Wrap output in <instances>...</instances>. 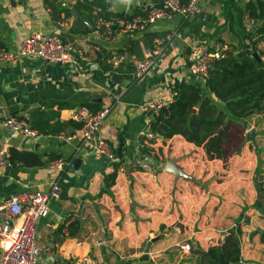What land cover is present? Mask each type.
Returning <instances> with one entry per match:
<instances>
[{
  "label": "crops",
  "instance_id": "0c3cea01",
  "mask_svg": "<svg viewBox=\"0 0 264 264\" xmlns=\"http://www.w3.org/2000/svg\"><path fill=\"white\" fill-rule=\"evenodd\" d=\"M247 1L199 0L189 17L176 13L143 31L117 32L114 39L103 40L92 29L100 12L141 14L156 0H0V48H13L37 30L61 31L66 40H83L84 58L74 51L71 60L62 63L20 57L0 64V118L3 114L23 116L35 128L48 119L56 130L23 136L9 134L0 126V143L34 151L42 159L32 166L0 165V202L11 194L48 192L53 181L61 187L60 196L49 199L45 214L36 222V245L41 248L37 264H200L201 254L195 247L180 258L185 251L180 244L190 241L207 250L220 244L234 223L241 229L240 258L264 264V211L253 205L257 193L253 181L258 180L254 176L264 174V113H253L244 120L228 116L233 123L226 167L222 159H207L202 146L180 134L156 141L161 161L143 152L137 137L151 118L141 109L143 101L159 97L168 103L174 96L173 86L182 80L202 83L188 67L198 45L210 47L218 42L234 50L245 45L252 29L247 28ZM77 2L91 9L78 11ZM54 4L70 13L54 11ZM147 31L157 33L154 38L170 37L141 77L136 78L128 65L113 67L105 61L130 38H141ZM140 46L144 47L142 41ZM258 47L264 50V40ZM87 100L109 106L100 132L115 150L123 141L110 187L112 196L97 195L114 171L112 164L93 154L72 119V110ZM250 128L256 131L255 150L246 138ZM59 132L75 135L57 138ZM57 156L68 164L51 171L48 163ZM74 158L78 159L72 164ZM139 160L152 162L157 173L139 169ZM169 161L182 174L169 168ZM74 218L81 224L77 234L71 235L66 225Z\"/></svg>",
  "mask_w": 264,
  "mask_h": 264
},
{
  "label": "built area",
  "instance_id": "2783aa9c",
  "mask_svg": "<svg viewBox=\"0 0 264 264\" xmlns=\"http://www.w3.org/2000/svg\"><path fill=\"white\" fill-rule=\"evenodd\" d=\"M198 2L199 0H188L185 3L180 2V0H156L144 13L135 14L130 18L98 16L94 23V32L98 38L103 40L114 39L117 32L134 34L143 31L156 20L170 18L176 13L189 17L196 12ZM246 19L248 29L256 25V19L247 14ZM58 23L63 24L62 21ZM169 37V34H165L154 38L151 46L142 48L141 57H137L136 54L127 50H114L105 57V61L113 67L121 63L132 62L133 74L139 78L156 62L164 49L165 41ZM244 42L249 45L250 38L246 36ZM81 44H83V40L80 39H63L61 31L44 33L37 30L23 36L13 48H0V64L13 62L20 57L37 58L50 63H62L70 61L74 51L84 58V50ZM223 49V46L218 42L210 47L198 45L195 55L188 65L191 73L203 79L208 73L210 63L221 54ZM258 50H255L256 54H258ZM259 56L264 59V54L259 53ZM165 104V101L159 97H150L143 101L140 106L146 115L152 118ZM108 111V105H102L97 110H91L86 105H79L72 110V119L78 122L77 133L83 141L91 144L93 154L98 157H105L112 164L113 170H117L114 163L120 162V157L115 148L100 132L102 122ZM0 126L9 134H22L23 136L41 134L27 118L17 115L3 114L0 118ZM74 135L73 133L65 135L61 132L55 134L57 138L63 139H70ZM154 136L155 132L150 129L149 124L142 127L137 134L139 140L153 139ZM138 163L142 170L149 171L154 175L158 171V168L150 161L139 160ZM11 164L9 147L5 143H0V165ZM66 164H68L67 160L57 156L49 161L48 167L51 171L62 170ZM60 193V185L53 181L48 192L37 189L23 196L11 194L0 202V264H37L41 248L36 245V222L39 216L45 214L49 199L58 198ZM242 220L243 217L240 218L239 222ZM236 226L238 223L233 224V228ZM99 242L104 243V240ZM180 248L189 251L192 249V245L185 241L180 244ZM239 263L250 264L241 258ZM90 264L99 263L90 261Z\"/></svg>",
  "mask_w": 264,
  "mask_h": 264
},
{
  "label": "trees",
  "instance_id": "16d2710c",
  "mask_svg": "<svg viewBox=\"0 0 264 264\" xmlns=\"http://www.w3.org/2000/svg\"><path fill=\"white\" fill-rule=\"evenodd\" d=\"M187 1L180 0L182 3ZM81 7L91 9L89 5L81 2L75 4L78 11L82 10ZM52 8L54 11L58 9L65 11L66 14L70 13L68 8L58 4H54ZM245 10L249 17L258 21L246 34L250 38V44H245L238 50L224 48L221 54L210 63L208 73L201 84L182 80L173 86V99L149 120V127L155 132V136L149 140L141 139L140 149L143 152L161 161L162 152L160 148L155 147L156 141L161 138L164 142L174 134H180L185 140L202 146L207 159H222L226 167V148L233 123L231 117L244 120L253 113H264V59L259 56V53L264 54V50L258 48V43L264 40V0H248ZM98 16L130 18L133 14L100 12ZM72 30L77 29L72 28ZM155 35L157 33L147 31L141 38H130L117 51L127 50L141 57L140 41L144 47L151 46ZM255 50H258L257 57L252 55ZM121 65H128L133 70L132 62L121 63L118 66ZM216 100L224 105L220 106ZM82 105L88 106L91 110L99 108L97 103L89 100L84 101ZM50 125L48 119H43L42 124L37 125L36 129L41 133L56 131ZM32 126L35 125L32 124ZM122 144L121 138L116 149L120 159ZM249 146L255 150L252 142ZM9 151L12 163L19 162L30 166L42 163L41 156L34 151L21 150L15 146H10ZM138 168L141 169L140 166ZM256 171L258 172L257 169ZM116 174L117 170L112 171L107 177L105 186L98 191L97 195L103 192L113 195L110 187L115 181ZM257 183V194L264 199V176ZM253 205L264 211V202L259 199L255 200ZM80 224L81 220L78 218L69 222L66 225L69 234L76 235ZM160 227H163V224ZM240 230L239 224L235 228L227 229L222 242L210 245L207 250L192 244V248H197L198 253L201 254L197 263L237 264L240 258Z\"/></svg>",
  "mask_w": 264,
  "mask_h": 264
},
{
  "label": "water",
  "instance_id": "95a60500",
  "mask_svg": "<svg viewBox=\"0 0 264 264\" xmlns=\"http://www.w3.org/2000/svg\"><path fill=\"white\" fill-rule=\"evenodd\" d=\"M92 29H94L93 26H92ZM252 55L257 57L256 52H253ZM255 132H256L255 129H252V128L248 129L247 132H246L247 139H249L254 144V147L256 146V143H255V140H254ZM77 159L78 158H74L72 164H74V162H76ZM167 165H168L169 168L173 169L174 172H176V174H178V175L182 174L181 172H179V173L177 172L178 168L172 161H169ZM253 183H254L255 188L258 189V183H257L256 179H254ZM219 242H220V239H218L217 243H219Z\"/></svg>",
  "mask_w": 264,
  "mask_h": 264
},
{
  "label": "rangeland",
  "instance_id": "374dc122",
  "mask_svg": "<svg viewBox=\"0 0 264 264\" xmlns=\"http://www.w3.org/2000/svg\"><path fill=\"white\" fill-rule=\"evenodd\" d=\"M258 170V169H257ZM263 176H264V174H259V172L257 173V176H254V178H257L258 180H256L257 182L259 181V180H261L262 178H263ZM257 199H259L260 201H262V202H264V199L260 196V195H258L257 193H256V195H255V197H254V201L255 200H257ZM243 221V220H242ZM241 221V222H242ZM233 228V227H232ZM189 243H190V245H192V242H190V241H188ZM191 251H193L192 249H190L189 251H183L182 252V254L181 255H179L180 256V258H183V257H181V256H183V255H185L186 253H189V252H191Z\"/></svg>",
  "mask_w": 264,
  "mask_h": 264
}]
</instances>
